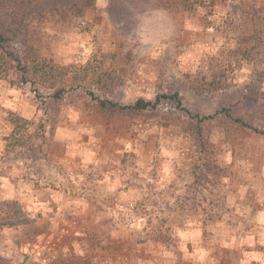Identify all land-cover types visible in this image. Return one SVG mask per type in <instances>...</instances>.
I'll use <instances>...</instances> for the list:
<instances>
[{"label":"rangeland","instance_id":"374dc122","mask_svg":"<svg viewBox=\"0 0 264 264\" xmlns=\"http://www.w3.org/2000/svg\"><path fill=\"white\" fill-rule=\"evenodd\" d=\"M119 1L40 23L46 82L0 73V215L29 222L0 224L3 264H264V50L238 49L251 0ZM216 112L199 145L196 115Z\"/></svg>","mask_w":264,"mask_h":264},{"label":"trees","instance_id":"16d2710c","mask_svg":"<svg viewBox=\"0 0 264 264\" xmlns=\"http://www.w3.org/2000/svg\"><path fill=\"white\" fill-rule=\"evenodd\" d=\"M116 1L118 0H109ZM120 0L119 4L121 3ZM130 3H139L148 1L157 7L168 9H190L193 2L191 0H126ZM97 0H0V73L7 74L11 71L20 76L22 82H33L37 80L46 82L48 77L57 73L56 66L45 58H42L38 48L39 42V25L48 17H55L60 21L67 20L71 17H83L85 12L92 7ZM124 2V1H123ZM248 4V12L243 25H241V40L239 53L242 56L253 54L259 57L264 50V0H251ZM15 43H19L21 48H16ZM64 94L62 88L55 92V98L61 99ZM166 97V95L162 96ZM155 102L139 98L132 105H121L111 100H101L103 107L113 111H122L127 114H137L144 112L149 108H154L159 99ZM172 98L176 99L178 106H181V99L178 94ZM186 110V108H184ZM187 111V110H186ZM216 112L213 115L198 116L196 115L193 124L194 130H197L199 145L201 142V133L203 124H208L211 120L217 118ZM231 116V115H229ZM236 121L242 125L248 123L236 118ZM15 125V120L11 121ZM264 134V130L254 129ZM196 136V137H197ZM28 219L22 214L21 210L8 212L0 215V224L10 226H20L27 224ZM5 261L0 257V264Z\"/></svg>","mask_w":264,"mask_h":264}]
</instances>
